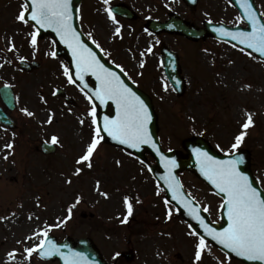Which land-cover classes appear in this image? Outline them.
Here are the masks:
<instances>
[{"label":"rangeland","instance_id":"rangeland-1","mask_svg":"<svg viewBox=\"0 0 264 264\" xmlns=\"http://www.w3.org/2000/svg\"><path fill=\"white\" fill-rule=\"evenodd\" d=\"M136 2L149 18L158 8L165 18L177 13L199 25L206 19L241 25L227 0H200L191 11L180 0ZM94 3L79 7V15L81 11L85 15L82 27L91 30V37L101 49L112 61L123 64L132 80L151 98L162 148L183 153L185 139L201 137L216 151L229 153L236 151L231 147L235 137L246 131L239 149L248 153L252 174L264 189V63L210 39L191 43L175 35L152 37L144 29L109 21L97 12ZM20 10L18 2L0 0V86L9 85L14 91L16 109L11 116L17 125L16 131L10 132L0 127V264H36L25 251L33 247V238L29 237L45 225L49 231L51 224L65 220V233L89 238L106 259L124 250L131 232L139 231L136 240L147 244L144 254L148 264H237L208 245L201 260L196 261L198 241L164 202L161 189L146 170L123 152L101 140L92 157V168L76 163L94 134L88 114L90 103L67 81L64 62L51 55L52 43L38 40L33 55L30 28L19 25L16 19ZM261 10L264 13V7ZM116 27L121 29L119 36ZM161 45L178 54L185 80L181 97L173 94L158 65ZM20 61H37L40 68L30 74L21 73ZM57 87L65 88L66 95L75 101L73 106L53 95ZM23 109L34 115H26ZM50 114L52 123H45ZM248 114L253 124L245 130L242 125ZM53 136L58 137L56 152L44 157L39 143L51 142ZM7 144L13 147L5 148ZM77 168H82L78 175ZM179 178L186 193L207 208L216 222L221 202L191 173H181ZM125 197L133 212L122 223L127 215ZM74 204L72 213L77 216L93 215L79 229L74 227L78 218L67 220L65 214ZM13 252L15 257L9 255ZM139 253H143L142 248Z\"/></svg>","mask_w":264,"mask_h":264},{"label":"snow or ice","instance_id":"snow-or-ice-1","mask_svg":"<svg viewBox=\"0 0 264 264\" xmlns=\"http://www.w3.org/2000/svg\"><path fill=\"white\" fill-rule=\"evenodd\" d=\"M108 2L109 0H104L105 4H108ZM240 6L244 10V16L251 26V30L229 32L224 28H220L217 31L224 36H230L233 40L239 41L247 48L264 56V22L258 18L250 0H240ZM106 11L109 18L114 23H118L112 9L107 8ZM261 16L264 17V13ZM16 19L26 25L30 21L33 22L32 27L34 30L29 34L31 37L30 45L34 49L33 55L37 50L41 30L51 29L60 38V42L67 45L71 50L77 78L84 81L85 76L91 74L99 84L93 95L85 93L92 105L88 114L92 117L91 124L95 127L93 128L94 134L91 141L86 145L84 154L76 161L78 165H86L88 168L93 167L92 157L103 139L102 131L129 148L139 149L142 145H150L157 154H160L149 129L152 122V113L148 105L121 79L120 75L105 67L96 53L81 39L82 34L77 31L74 25L72 0H24ZM120 32V27H116L115 34L119 36ZM89 35L91 34L89 33ZM96 46L100 47L98 44ZM14 47L15 45H12V49ZM51 55L55 56L56 53L53 52ZM117 67L120 66L117 65ZM141 67H143V63H141ZM64 75L67 76L70 84L77 83L67 67L64 69ZM7 87L10 86L5 85V88ZM87 87V83H84L81 90L83 91ZM56 94V92L53 93V95ZM94 100H98L100 104H107L111 101L116 106V115L111 118L105 116L103 126L100 125L97 119V108L93 102ZM23 111L28 116L34 115L27 109H23ZM52 121L53 115L50 114L45 123L51 124ZM80 123L83 125L85 121L81 119ZM252 124V115L248 114L242 128L247 130ZM245 135H247V132L242 131L235 137V142L231 146L233 150L239 149ZM51 143H58V137L53 136ZM12 147V144L5 145V148L10 149ZM195 153L201 175L215 188L216 194L222 197L220 207L225 212L226 227L217 229L206 222L205 218L200 215V209L193 206L192 200L181 192L182 185L175 179L173 174V169L177 167L176 161L166 160L161 155V159L165 160L164 166L168 169V175L164 179L172 192V199L183 204L188 211V215L198 221L204 230V235L195 231L190 233V235L198 237V242L195 244V260H201L202 253L207 247L205 236H208L227 250V253H234L235 256L242 257L246 261L252 262V264H264V189L255 186L254 180L241 170V165L244 163L242 155H237L233 151L229 152L228 155L234 158L220 160L207 151L200 149H196ZM4 158L7 159V155ZM81 171L82 168H77L76 174L78 175ZM68 182L71 183L70 180ZM97 189L99 190V182L97 183ZM101 195L107 196V193H101ZM78 203L79 199L76 201V204ZM124 203L127 207V215L122 223H126L128 216H131L133 212L128 197L124 198ZM73 207H75V204L68 209L67 219H71ZM207 210V208L204 209V211ZM171 215L172 213L169 211V219ZM29 218L31 219V217ZM64 223H66V220ZM55 226L59 227L61 225L57 224ZM36 236L43 238L40 239L38 245L25 249L29 258L33 252H38L44 258L59 256L63 259L64 264H89L83 253L69 250L66 254L61 251V247L48 238L47 230L37 232ZM29 239H32V237H29ZM9 255L15 257L14 252ZM116 255L118 256L119 253Z\"/></svg>","mask_w":264,"mask_h":264},{"label":"water","instance_id":"water-1","mask_svg":"<svg viewBox=\"0 0 264 264\" xmlns=\"http://www.w3.org/2000/svg\"><path fill=\"white\" fill-rule=\"evenodd\" d=\"M72 2H73V13H74V25L76 26L77 31L79 32V28H78L77 21H76L77 1L74 0ZM235 2L238 3L237 5H240V0H236ZM250 2L254 8V5H253L251 0H250ZM238 7H239V13H240L241 19L247 24L246 28H241V27L231 28V27L224 26L222 24H218V25L205 24L204 29L202 30V29H197V28H194V27H191L189 25L182 23L175 16H171L170 19L164 24L154 25L153 23H150L149 28L151 30H154L155 32H158L161 30V31L169 32V33H176V34H179V35H181V36H183V37H185L191 41H197L199 38H205L206 36L209 35V36L213 37L215 40L222 41V42H225V43H228L231 45H235V46H237V47H239V48H241V49H243L249 53H252L255 56H257L259 59L264 61V56H262L261 54L256 53L252 49L247 48L246 45L241 44L239 41L233 40L230 36H224L223 34H221L220 32L217 31V29H220V28H224L229 32L250 31L251 30V26L247 23L246 17L244 16V10L241 8V6H238ZM256 13H257V11H256ZM257 16H258V18H260L258 13H257ZM31 23H33V22H31ZM44 35L51 37L55 41L56 47H57V49L55 50V53L57 56H60L63 59H65V61L69 65L70 73L72 74L73 79L77 81L76 85L80 89H82L83 84L87 83L88 87L84 88L83 91L85 93H88L89 95H93L96 88L99 86L95 77L92 76L91 74H88L85 76L84 81H80L76 76L75 64L73 62V56H72L71 50L67 47V45L60 42V38L51 29L41 30V33L39 36L41 37ZM81 39H83L84 42L88 45V47H90L93 50V52L96 53V55L100 58L101 63H103L105 65V67L110 68L112 71H114L118 75H120L121 79L124 80V82L148 105L149 110L152 113V122L149 125V129H150V132L152 134L153 140L156 142L157 147L160 150V154H157V152L150 145H142L139 149L129 148L127 145L120 144L118 141H116V140L112 139V137L108 136L107 133H104L102 131L101 134L103 136V141L108 145H112V146L119 147V148H122V149L129 151L132 155H134L139 160H144V153L148 152L153 157L155 164H156V167H149V171H150L151 175L154 177V179L158 182V184L164 190L166 200L175 207V209L177 210L179 215L185 220V222L188 223L189 225H191L190 228L193 231H195L201 235H204V230L201 228L198 221H196L195 219H193L191 216L188 215V211L186 208H184L183 204L178 203L176 200L172 199V192L169 189L168 184L165 182V179H164V177H166L168 175V169L165 168V166H164L165 160L161 159V155H163V157H165L166 160H175L176 161L177 167L173 169V174H174L176 180L179 181V179L176 176L177 173L185 171V170L191 171L201 181H203L206 185H208L214 191L215 194H216L215 188L200 173V169L198 166V161H197V156H196L195 150L200 149L202 151H207L210 155L215 156L217 159H220V160H227V159L234 158V157L223 156V155H219V154L215 153L214 151L211 150L209 145L200 138L190 139V140H186L183 142V148L186 152L185 156H181L180 154H178L176 152L163 153L161 151V148L159 146V141L157 138L156 116L153 112L149 98L145 94H143L142 92H140L139 90L134 88V86L125 78V76L118 69H114L113 67L106 64L102 55L99 53L97 48L92 43L88 42L82 35H81ZM37 68H38L37 64H31V65H28L25 63L20 64V69L25 70L27 72L31 71L32 69H37ZM163 72H164V75L166 76L170 86L172 87L173 91L175 92V94H177V95L182 94L183 81L179 77V69H178L177 59L166 54L164 56V59H163ZM88 81L91 82V85L88 84ZM56 93L58 96L63 95V92L61 90L56 91ZM0 98L9 110L13 109V107H14L13 106V95H12V92L8 88L0 89ZM93 102L95 103L96 107L98 108L99 115H98L97 119H98L101 126H103V123H104L103 118L105 116H108L109 118H111V117H114L116 115V111H117L116 106L111 101L107 102V104H100V102L98 100H94ZM0 124H4V125H7L9 127H12V124L9 122V119L7 118V116L4 114V112L1 109H0ZM43 148H45V150H44L45 154H51L55 150V148L53 146H46V145L44 146L43 145ZM236 154L242 155L244 157V163L241 165V170L244 171L247 175H249V177L251 179H253L251 177V174H250L249 169H248L247 154L244 152H240V153H236ZM254 184H255V186L258 187V185L256 184L255 181H254ZM181 192L185 195V193L183 192L182 189H181ZM218 196L222 199L221 195H218ZM192 203H193V206L199 208V206L193 200H192ZM200 215L205 218L206 222L210 223L213 227H216L217 229L227 226L226 216H225V212L223 209H221L220 214H219V216H220V223L219 224H212L210 222L208 216L201 209H200ZM205 238L207 241H209L214 246H216L220 251L229 255L230 257L235 258L244 264H252V262L246 261L242 257L235 256L234 253H227V250L223 249L221 245H219L217 242L213 241L211 239V237L205 236ZM71 246H74V245H71ZM76 248L77 249H75V250H77V251H74L72 248L68 249V247L61 248V251L65 252L66 254L69 252V250L74 251V252L83 253L87 257L89 264H105V262L99 256V254L91 247L89 242H87L86 244H83V243L77 244ZM49 258H51L52 260L57 259L60 264H64L63 259L59 256L49 257Z\"/></svg>","mask_w":264,"mask_h":264},{"label":"flooded vegetation","instance_id":"flooded-vegetation-1","mask_svg":"<svg viewBox=\"0 0 264 264\" xmlns=\"http://www.w3.org/2000/svg\"><path fill=\"white\" fill-rule=\"evenodd\" d=\"M17 1H19V0H17ZM142 1L146 2V1H152V0H142ZM19 2H20V4H22L21 1H19ZM88 2L91 5H92V3H94L93 0H88ZM253 2L259 10H261V7H264V0H253ZM80 3H81L80 5H83L84 3H87V0H81ZM199 3H200V0H198L197 5ZM94 5H96V7L98 8V12H101L102 14L105 13V15H106L107 19H109V21H112V20L108 16V12L106 11L107 8H111L114 6H124L123 8L126 7V8H129L130 10H132L135 14V20H133V21H128L127 19H124V17L119 13L118 14L116 12L113 13L116 16L117 22L119 24L123 25L124 27H134V28L142 29V28H145V26L147 25V22L151 19L155 20L157 22H163L166 19L165 16H163L161 10L158 8H156L153 11L155 13V16H153V18H149V17L144 16L141 9L138 7L136 0H109L108 4L100 3V2L97 4V2H96V3H94ZM195 8L196 7L192 8V9H195ZM189 11H191V10H189ZM182 20L189 23V24L199 26V23L195 24L196 20L191 21L190 19H185L183 17H182ZM200 24L202 25L203 21L200 22ZM161 35H165V34L164 33H160L158 35L150 34V36L155 37V38L158 36H161ZM161 47H164V45H161L160 48ZM158 62H159L158 65L160 66L159 55H158ZM67 214L69 215V213H67ZM74 215L76 217H74V218L71 217V219L77 218L76 213ZM78 216H79L78 217L79 221H77L74 224L75 225L74 227H76V229H79L80 228L79 225L81 223L85 222L86 220H88L85 218V215H83V214H81V215L78 214ZM88 221H91V220L89 219ZM46 223L48 224V221H46ZM48 225H50V224H48ZM52 225L53 224H51V226ZM118 225H120V223ZM37 232L38 231H35L31 234V236L33 238L32 239L33 247L38 245L40 243V239L43 238V237H37L36 236ZM48 235L53 236L54 234L48 233ZM138 235H139V231L131 232V234L129 235V238H127L124 242L125 249L122 250L121 252H119L118 256L115 255L113 257V259L110 261V264H148L147 260L145 258V254H144V250L146 249L147 244L138 243L139 241L136 240V237ZM56 237L58 239L57 242H61L65 238H67L68 240H73V241L85 238V236H83V235H77L74 233L73 234H67L66 233L62 237H60V236H56ZM29 242H30L29 245H31V240ZM93 246L96 247L94 244H93ZM141 248H142L143 253H139ZM125 256H128L130 258V260L126 261L124 258ZM33 258H34L35 263H44V264L50 263L48 261H44L43 259L39 258L35 252H34ZM141 258H143V259H141ZM178 258L180 259V261H182V259L180 257H178Z\"/></svg>","mask_w":264,"mask_h":264}]
</instances>
